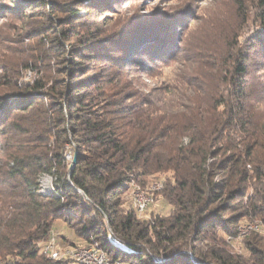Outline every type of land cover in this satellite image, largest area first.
Wrapping results in <instances>:
<instances>
[{
  "label": "trees",
  "instance_id": "1",
  "mask_svg": "<svg viewBox=\"0 0 264 264\" xmlns=\"http://www.w3.org/2000/svg\"><path fill=\"white\" fill-rule=\"evenodd\" d=\"M23 1L28 10L45 6L40 0L11 2L18 9ZM114 1L93 0L92 5L107 9ZM262 2L259 27L249 38L264 61ZM77 12L75 21L57 31L79 45L54 86L43 93V83L35 80L28 87L39 92L34 97L26 99L22 91L0 95V264H53L42 244L57 219L82 240L80 245L64 237L65 243L95 245L110 260L154 264L153 257L162 256L164 264H264V233L244 238L243 251L229 241L247 220L259 219L264 229V83L255 81L252 58L232 42L212 72L214 86L196 83L183 68L170 95L155 101L138 81L114 83L105 67L84 69L92 60L107 63L116 57L80 33ZM159 30L156 35L133 29L131 40L155 36L129 43V49L147 52L162 45L166 29ZM167 42L164 54L170 52ZM120 44L115 49L124 50ZM121 59L127 76L128 62L134 66L136 61L126 54ZM43 99L47 104L37 111L44 116L36 135L23 141L5 131L17 111ZM66 144L70 160L63 152ZM44 173L53 176L48 193L39 188ZM155 180L162 187L152 193V204L160 200L168 211L138 215L127 195L130 186L148 190Z\"/></svg>",
  "mask_w": 264,
  "mask_h": 264
},
{
  "label": "rangeland",
  "instance_id": "2",
  "mask_svg": "<svg viewBox=\"0 0 264 264\" xmlns=\"http://www.w3.org/2000/svg\"><path fill=\"white\" fill-rule=\"evenodd\" d=\"M11 1L0 0V95L22 91L27 93L22 97H34L39 92L36 93L28 87L35 80L43 83V93L47 87L54 86V80L62 77L61 67H66L75 59L73 52L79 45L62 39L57 31L66 28L70 21L76 20L72 13L77 9L82 21L78 25L80 33L108 48L110 57H116L107 63L103 60H92L84 69L87 71L94 66L99 71L105 67L112 73L114 83L120 79L124 83L127 79L135 83L138 81L143 93L155 101L170 95L168 89L172 90L175 83L180 81L177 75L183 68L192 72L191 79L196 83L214 86L217 77L212 72L216 63L225 57L226 47L232 42L239 44L241 53L246 51L252 58L249 67L254 70L252 73L255 81L264 83V69L261 67L264 61L255 51L256 46L252 47V38H249L259 27L262 0H116L107 9L93 7V0H40L45 6L32 7L35 10H28L29 3L26 1L19 2L22 5L17 9ZM86 5L89 8L83 9ZM141 21L148 23H143L144 27L140 25ZM160 27L166 29L167 40L163 42V46H153L147 52H133L129 49V43H140L155 36H141L131 40L130 31L135 29V33L150 32L157 35L161 34ZM244 40L246 41L243 43ZM166 42L170 44V52L164 54ZM120 43L126 45L124 50L115 49L121 46ZM125 54L128 59L134 58L136 61L132 62L134 66L128 62V77L123 74L125 69L120 62ZM109 63L118 66H107ZM46 104L47 100H38L34 108L17 111L4 130L11 136L17 133L23 141L36 135L40 129L39 124H43L44 116L43 113L38 115L37 111ZM71 151V146L66 144L63 152L67 160L71 159ZM158 176L163 179L167 174ZM38 182L40 191L48 193L52 187L53 176L44 173ZM129 194L128 192L127 195ZM168 208L159 200L149 207L146 215L150 211L165 214ZM248 222L249 226L238 228V238L229 240L235 245L233 248L236 251H243L239 245L248 235L253 232L264 233L259 219L247 220L241 226ZM50 237L57 249L72 246L65 243L64 237L75 244L81 245L82 242L61 219L53 222ZM112 242L124 252L129 251L121 242L114 239Z\"/></svg>",
  "mask_w": 264,
  "mask_h": 264
},
{
  "label": "built area",
  "instance_id": "3",
  "mask_svg": "<svg viewBox=\"0 0 264 264\" xmlns=\"http://www.w3.org/2000/svg\"><path fill=\"white\" fill-rule=\"evenodd\" d=\"M155 184V182L150 183ZM159 185V184H156ZM161 186V185H159ZM162 187V186H161ZM129 199L135 211H143L144 214L153 203V200H146L142 198L141 193L133 192V184L129 190ZM249 226V222L242 227ZM231 237L230 239H236ZM47 246H54V240L50 236L44 240ZM53 264H127L122 260H110L107 254L95 245L90 246H66L61 249L55 247V262Z\"/></svg>",
  "mask_w": 264,
  "mask_h": 264
},
{
  "label": "bare ground",
  "instance_id": "4",
  "mask_svg": "<svg viewBox=\"0 0 264 264\" xmlns=\"http://www.w3.org/2000/svg\"><path fill=\"white\" fill-rule=\"evenodd\" d=\"M155 184H150L148 190H143L141 188V186H139L137 183H132L133 184V192L135 193H141L142 194V198L146 199V200H154L153 199V195L152 193L155 191H158L161 189L162 183L161 181H154ZM159 184V185H156ZM138 215H143L144 212L143 211H136ZM242 233V231L240 232ZM102 251V250H101ZM42 252L45 253L48 258L52 261V263L55 262V247L54 246H47L46 248V244L45 242L42 244ZM165 258H163L162 256L160 257H153V263L154 264H164L165 263ZM125 263L127 264H138V262L135 261H125Z\"/></svg>",
  "mask_w": 264,
  "mask_h": 264
},
{
  "label": "water",
  "instance_id": "5",
  "mask_svg": "<svg viewBox=\"0 0 264 264\" xmlns=\"http://www.w3.org/2000/svg\"><path fill=\"white\" fill-rule=\"evenodd\" d=\"M75 163H76V151H75V153L73 155V158H72V161H71V164H70L69 171L72 170V168L74 167Z\"/></svg>",
  "mask_w": 264,
  "mask_h": 264
}]
</instances>
